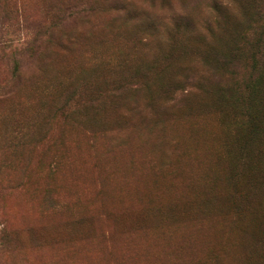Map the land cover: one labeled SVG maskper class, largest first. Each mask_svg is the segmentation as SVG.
<instances>
[{"label":"rangeland","instance_id":"1","mask_svg":"<svg viewBox=\"0 0 264 264\" xmlns=\"http://www.w3.org/2000/svg\"><path fill=\"white\" fill-rule=\"evenodd\" d=\"M0 264H264V0H0Z\"/></svg>","mask_w":264,"mask_h":264},{"label":"trees","instance_id":"2","mask_svg":"<svg viewBox=\"0 0 264 264\" xmlns=\"http://www.w3.org/2000/svg\"><path fill=\"white\" fill-rule=\"evenodd\" d=\"M254 81L251 83V85L249 87L250 96H251V94L253 92ZM251 100H253V98H251ZM246 116H247V119H246V123L244 124L245 129L248 130L246 138H247L248 141H253L254 138L256 137V135L258 134V131H259L257 126L255 125V120L257 118V114L255 113L253 105L248 107ZM251 123H253L254 125L251 124Z\"/></svg>","mask_w":264,"mask_h":264}]
</instances>
